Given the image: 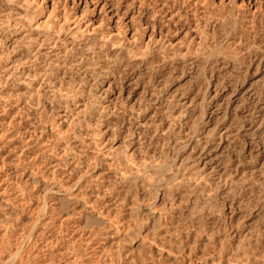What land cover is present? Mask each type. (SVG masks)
Returning <instances> with one entry per match:
<instances>
[{
	"label": "rangeland",
	"instance_id": "obj_1",
	"mask_svg": "<svg viewBox=\"0 0 264 264\" xmlns=\"http://www.w3.org/2000/svg\"><path fill=\"white\" fill-rule=\"evenodd\" d=\"M0 264H264V0H0Z\"/></svg>",
	"mask_w": 264,
	"mask_h": 264
},
{
	"label": "bare ground",
	"instance_id": "obj_2",
	"mask_svg": "<svg viewBox=\"0 0 264 264\" xmlns=\"http://www.w3.org/2000/svg\"><path fill=\"white\" fill-rule=\"evenodd\" d=\"M68 21V20H67ZM40 23H42V21H40ZM78 30H79V28H78ZM79 32V31H78ZM80 35V34H79Z\"/></svg>",
	"mask_w": 264,
	"mask_h": 264
}]
</instances>
